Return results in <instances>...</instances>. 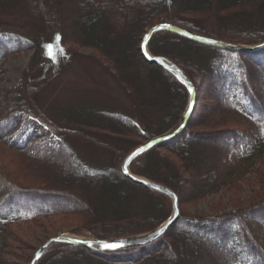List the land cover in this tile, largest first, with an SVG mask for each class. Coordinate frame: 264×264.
Wrapping results in <instances>:
<instances>
[{"label":"trees","instance_id":"1","mask_svg":"<svg viewBox=\"0 0 264 264\" xmlns=\"http://www.w3.org/2000/svg\"><path fill=\"white\" fill-rule=\"evenodd\" d=\"M160 24L259 45L264 0H0V53L33 51L17 87L0 90V264L18 243L13 227L63 217L76 224L72 234L105 241L148 233L169 218V198L121 171L134 149L171 130L186 108L185 88L139 48L145 32ZM61 47L68 54L93 51L130 111L87 106L67 126L51 121L32 83L53 79L58 63L49 53ZM148 52L185 74L195 103L186 128L133 160L129 172L171 190L178 219L139 249L108 253L57 244L37 264H264V48L230 51L161 31ZM201 100L207 102L199 111ZM26 117L58 140L13 139ZM68 138L107 157L92 164L70 149ZM242 186L250 188L243 200ZM220 192L230 194L227 205L219 200L213 209L230 211L182 210Z\"/></svg>","mask_w":264,"mask_h":264},{"label":"rangeland","instance_id":"2","mask_svg":"<svg viewBox=\"0 0 264 264\" xmlns=\"http://www.w3.org/2000/svg\"><path fill=\"white\" fill-rule=\"evenodd\" d=\"M66 49L67 47H61L57 53L56 50L49 53V56L56 55L55 60L58 63L53 79L46 83L37 79L34 84L32 83L33 88H39L36 97V104L39 109L59 126L65 124L67 126V121L72 118L69 116L77 109H87V106H91L96 110L103 108L128 113L130 105L125 94L116 84L112 72L105 69L94 52L80 49L72 55L68 54ZM32 54L33 51L11 52L0 59V90H13L17 87ZM201 101L199 102V111L207 102ZM11 108L12 104H10L9 109ZM29 138H32V141L37 145H44L48 141L56 142L58 140L36 120L26 117L19 123L13 139L26 140ZM68 144L70 149L77 151L78 154L92 164H97L107 157L102 149L79 139L68 138ZM160 153L163 154V151ZM232 195L234 194L232 193ZM249 195L250 188L242 186L241 200ZM228 197H230V194L220 192L206 197L193 207L184 206L182 210L189 213L200 212L207 216L218 215L233 209L226 206L225 211L215 212L214 210V202L221 200L227 205ZM74 226L76 224L70 219L55 217L27 227H13L14 233L17 232L15 240L18 243H11L6 252L2 254V259L6 264H30L37 248L52 237L65 235L89 239L69 232Z\"/></svg>","mask_w":264,"mask_h":264},{"label":"water","instance_id":"3","mask_svg":"<svg viewBox=\"0 0 264 264\" xmlns=\"http://www.w3.org/2000/svg\"><path fill=\"white\" fill-rule=\"evenodd\" d=\"M161 31L173 33L175 35H178L188 40H191L193 42H196L198 44H202V45L214 47V48H221V49L230 50V51L251 52V51L261 50L264 48V42L259 45L242 46V45L230 44V43H226L223 41L203 37L191 31H188V30L176 27V26L160 24V25H155L151 27L142 37V40L140 43V51L148 63H152V64H155L161 67L166 72L171 74L179 83H181V85L187 91L188 101H187L185 111L181 119L179 120V122L168 132L160 136L154 137L153 139L145 142L144 144L134 149L123 161L122 166H121V171L124 174V176L129 178L131 181L137 184H141L144 187L154 190L158 193H161L167 198H169V200L171 201V206H172L171 214L169 218L165 222H163L160 226H158L157 228H155L154 230L148 233L137 235V236H132V237H127V238L115 239V240L101 241V240H95V239H83V238H78L74 236L57 235L55 237H52L46 240L39 248H37V250L35 251L30 261V264H37L40 258L50 248H52L54 245H57V244L80 246V247H84L90 250L108 252V253L139 249V248L148 246L152 244L153 242L157 241L159 238H161L165 234V232L168 230V228L178 219L179 217L178 200H177L176 195L171 190L161 185L150 182L144 178L134 176L129 172L130 163L133 160H135L137 157L146 153L151 148L163 142L171 140L177 135H179L186 128V125L191 117L192 110L194 107L195 90L191 82L185 76V74L170 60H167L163 57H153L147 51V45L151 37L156 32H161ZM104 243H116L121 246L115 249H105L102 247Z\"/></svg>","mask_w":264,"mask_h":264},{"label":"snow or ice","instance_id":"4","mask_svg":"<svg viewBox=\"0 0 264 264\" xmlns=\"http://www.w3.org/2000/svg\"><path fill=\"white\" fill-rule=\"evenodd\" d=\"M120 246H121V245L116 244V243H104V244L102 245V247L105 248V249H115V248H118V247H120Z\"/></svg>","mask_w":264,"mask_h":264},{"label":"bare ground","instance_id":"5","mask_svg":"<svg viewBox=\"0 0 264 264\" xmlns=\"http://www.w3.org/2000/svg\"><path fill=\"white\" fill-rule=\"evenodd\" d=\"M9 53H10V52H9ZM9 53H7V54L0 53V59H1L3 56L8 55Z\"/></svg>","mask_w":264,"mask_h":264}]
</instances>
